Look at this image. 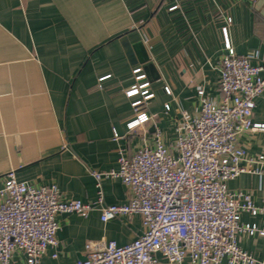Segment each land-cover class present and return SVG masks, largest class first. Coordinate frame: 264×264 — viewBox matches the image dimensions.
Masks as SVG:
<instances>
[{
	"label": "crops",
	"instance_id": "1",
	"mask_svg": "<svg viewBox=\"0 0 264 264\" xmlns=\"http://www.w3.org/2000/svg\"><path fill=\"white\" fill-rule=\"evenodd\" d=\"M227 44L238 55L264 52V0H0V189L13 171L18 182L55 185L62 200L94 204L86 218L56 217L57 245L39 264H76L89 241L123 246L142 234L139 215L100 221L103 206L127 204L131 195L117 179H101L97 188L93 173L116 169L119 151L133 155L157 131L172 145L184 113L199 111L197 88L218 103ZM136 68L153 94L143 106L152 118L129 131L140 102L126 94ZM252 122L264 124V94ZM238 144L249 155L264 154V131ZM227 185L264 210V165L261 175L242 174ZM240 221L264 229V211L241 213ZM239 246L255 264L264 260V237L242 236ZM16 261L24 264L20 255Z\"/></svg>",
	"mask_w": 264,
	"mask_h": 264
},
{
	"label": "built area",
	"instance_id": "2",
	"mask_svg": "<svg viewBox=\"0 0 264 264\" xmlns=\"http://www.w3.org/2000/svg\"><path fill=\"white\" fill-rule=\"evenodd\" d=\"M224 22L230 26L234 19L225 16ZM143 41L148 39L143 36ZM132 74L135 83L126 94L139 95L141 101L134 106V118L126 123L129 131L152 118L143 109L153 98L149 83L140 68ZM218 91L221 98L216 103L197 88L199 111L192 118L184 113L172 145H165L157 131L151 145H143L133 155L119 151L116 169L93 173L97 188L101 179H117L131 195L127 204L103 206L100 221L139 215L142 234L123 246L89 241L84 259L76 264L256 263L240 248L238 239L264 237V229L242 223L240 215L256 216L264 210L249 193L231 191L227 184L242 174H262L264 154L249 155L238 143L246 133L264 131V124L252 122L256 99L264 94V52L238 55L227 44L218 65ZM97 203H102L101 192ZM93 208V203L62 200L55 185L18 182L10 171L0 189V264H19L17 255L24 264H39L47 250L57 245L56 217L86 218Z\"/></svg>",
	"mask_w": 264,
	"mask_h": 264
},
{
	"label": "rangeland",
	"instance_id": "3",
	"mask_svg": "<svg viewBox=\"0 0 264 264\" xmlns=\"http://www.w3.org/2000/svg\"><path fill=\"white\" fill-rule=\"evenodd\" d=\"M224 32V31H223ZM140 101H141V97H140ZM175 128L176 126L173 127L172 131H171V137L175 138ZM238 241H241V237L238 239Z\"/></svg>",
	"mask_w": 264,
	"mask_h": 264
},
{
	"label": "water",
	"instance_id": "4",
	"mask_svg": "<svg viewBox=\"0 0 264 264\" xmlns=\"http://www.w3.org/2000/svg\"><path fill=\"white\" fill-rule=\"evenodd\" d=\"M154 130V128L152 129V131Z\"/></svg>",
	"mask_w": 264,
	"mask_h": 264
}]
</instances>
